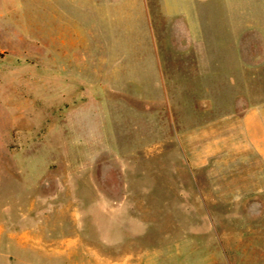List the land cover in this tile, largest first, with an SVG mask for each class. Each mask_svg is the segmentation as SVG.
<instances>
[{
	"label": "rangeland",
	"instance_id": "1",
	"mask_svg": "<svg viewBox=\"0 0 264 264\" xmlns=\"http://www.w3.org/2000/svg\"><path fill=\"white\" fill-rule=\"evenodd\" d=\"M143 1L100 44L0 0V264H263L264 100Z\"/></svg>",
	"mask_w": 264,
	"mask_h": 264
},
{
	"label": "crops",
	"instance_id": "2",
	"mask_svg": "<svg viewBox=\"0 0 264 264\" xmlns=\"http://www.w3.org/2000/svg\"><path fill=\"white\" fill-rule=\"evenodd\" d=\"M35 12H62L63 26L83 27L88 19L98 28L96 41L112 43L110 20L118 13L137 10L143 0H29ZM150 1V0H148ZM159 19L179 20L185 29L181 43L189 38L196 60L206 75L237 77L239 91L253 90L255 98L264 100V0H154ZM60 4V5H59ZM39 7V8H38ZM128 13V12H127ZM219 13L220 16L217 15ZM222 25L223 51L220 68H214L213 49L216 25ZM82 25V26H81ZM82 29V28H81ZM79 34L80 30L78 31ZM180 36V35H179ZM206 44V50L201 44ZM246 77H253L247 80ZM243 86V87H242ZM256 99V100H257ZM255 116L263 121L264 103L256 104ZM259 109V111H257ZM264 122V121H263ZM261 153L264 161V151ZM262 171V170H261ZM264 264V262H263Z\"/></svg>",
	"mask_w": 264,
	"mask_h": 264
}]
</instances>
